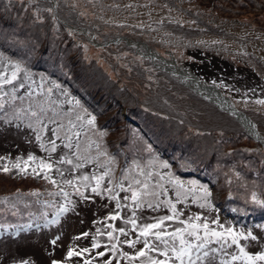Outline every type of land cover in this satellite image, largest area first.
Wrapping results in <instances>:
<instances>
[{"label": "rangeland", "instance_id": "1", "mask_svg": "<svg viewBox=\"0 0 264 264\" xmlns=\"http://www.w3.org/2000/svg\"><path fill=\"white\" fill-rule=\"evenodd\" d=\"M5 1L10 2L9 4L3 3L0 5V9L4 11L0 13V19L6 27H16V31L5 30L3 32L4 39L0 36L1 42L5 40L10 45H15L17 42L24 48L32 50L24 51L20 49L21 51H14V56H11V58L13 57L12 60L17 63V66L20 65V69L22 67L31 70L44 68V71H38L56 77L62 83L67 82V85L72 82L75 84V88H81L85 91L86 86H83L79 81L74 82L71 77H66V75L72 72V64L76 70L80 68L85 70L86 66L94 64L99 71L91 66L92 68L88 70L92 76L98 79H101L102 74L107 77H119V83L124 87L122 83V81H125L123 80L124 75L131 84L134 79H137L132 72L128 71V66L124 62L130 58V55H134L131 59L135 67L131 68H137V63H140L138 59H143L146 65L151 64L157 70L175 77L189 89L190 87L182 78L159 69L146 50L141 46H137L146 43L160 55L171 61L176 60L175 62L178 65L191 70L202 82L215 86L237 108L251 116L253 115L252 117L257 123H259L258 115L264 112V104L257 102L264 100V8H261V6L264 7V0H212V2L211 0H61V6L71 8L79 19L80 26L77 28L67 27L66 23L62 21L61 15L57 14V3L54 0H31L29 4H26L29 0ZM172 1L175 2L176 6L171 4ZM11 19L12 22H10ZM178 24H181L187 31L177 32L174 31L175 29H170ZM194 28L199 29L202 34H193L191 29ZM0 53L4 54L1 51ZM120 54H126L123 60L119 57ZM6 56H10V54ZM146 65L142 66L146 67ZM21 71H19L17 78ZM98 84L103 86L104 83L98 82ZM140 84H142L141 81ZM68 86L66 87L71 89ZM49 88L52 89L54 94L56 92L60 93V89H57L54 84H45L43 91H40L39 94L28 93L27 90L25 91L26 94L21 93L23 99L19 98L20 101L17 102V105L21 108L16 112L17 114L26 112L25 118L31 122H36V117H33L31 113L44 109L45 116L42 118L41 123L47 125L44 130L45 139L47 143L55 139L58 146L56 152L51 153V160L54 158L60 160L61 157H64L72 159L73 164L79 163L73 140L74 147L72 149L64 146L68 141L63 138V132L68 131L69 121L76 125L74 130L81 129L84 121L82 117L86 118L90 113L85 111L82 104H76L77 110L72 112H69L63 106L53 105L52 98L46 94ZM134 92L137 93L132 89V99H134L132 96ZM193 92L206 99L198 92L194 90ZM144 93L139 94L137 97L142 96ZM179 97H176V101H179ZM13 100L16 101V98H13ZM85 102L90 105L88 100ZM53 110L55 111L53 112ZM136 115L142 116L140 114ZM49 116H54L56 123H50L47 118ZM78 116L81 117L80 120H77ZM95 122L97 125L98 122ZM138 122L141 125L147 122L149 126L140 129L135 128L127 132L123 131L119 136L112 135L116 141L123 142L126 146L130 144L135 148L130 157L134 165L137 163L139 165L131 173L121 175L124 178L130 177V182L129 179H119V182L124 185L131 184L133 188L155 192L163 196L165 194L163 188L166 185L175 186L169 180L164 179V176L167 175V173L164 175V172L169 171V169L162 166L164 162L155 155V150L146 148L149 144L146 141V135L152 136L158 142L164 139L165 131L163 128H166L167 125L164 126L161 121L160 123H153L151 120L141 121L139 118ZM19 123L21 122H12L11 127L6 130L1 128L0 158L2 154L10 152H15V162L28 157L30 153L34 157L42 158L43 156L38 152L42 139L37 141L35 132L26 126L19 125ZM59 124L64 125V129L61 137L57 139L52 130ZM117 124H119L117 128L122 130L125 126V119L121 118ZM143 129L147 132L153 129V133L146 134ZM90 130L92 135L97 133V128L94 130L89 128ZM179 130L180 127H177L176 131ZM244 135L245 132L242 130L238 134L240 137H244ZM92 138L91 135L85 132L80 133L78 137L80 153L89 157V161L84 162L82 168L73 172L72 165L67 163L60 164L59 167L63 173L75 174L76 177H78V174L89 176L90 182L87 189L82 186L83 182L78 180L80 190L84 192L88 200L80 198L73 209L64 214L59 224L49 230L28 234L16 233L17 236L13 238L0 236V264H19L20 261L26 259L34 262V264H50L53 259L60 260L62 264H82L83 259L89 257L68 258L66 255L67 250L70 247L77 249L88 247L92 240L89 241V236L81 239H76V237L89 229H94L99 224L103 227V229L99 228L103 230L99 233L101 245L110 246L106 236V232L110 230L107 225L111 224L115 229L127 227L126 223H121L122 220L106 219L108 215H113L116 212L115 203L112 200L108 202V197L102 198L106 203V207L101 210V201L96 199L103 194L97 195L90 192V187L95 186V181L91 180V177L93 174H102L98 167L101 165L100 163H104L108 159L107 152L103 150L101 152V148L96 147L93 150ZM231 142L238 143L237 141ZM144 148L145 152L142 151ZM228 148L229 150L234 149L232 145H229ZM239 149L246 152H240ZM124 151L128 152L127 149ZM102 153L106 155H102ZM232 153L245 159L242 167L247 169L254 166L253 159L255 157H262L256 146L244 140L240 142V146L235 147ZM245 153H249V155ZM94 155L98 156V160ZM45 157L49 159V154L47 153ZM33 162L38 163V160ZM84 164L94 166L95 172L86 170ZM110 166L116 167L115 165ZM222 167L225 169L223 164ZM157 171L161 176L156 173ZM219 178L224 180V175ZM234 179L239 183L241 182L240 177H234ZM136 180H140L142 183L136 185ZM246 181L248 182V179ZM113 183H118V180L116 181V178H114ZM143 183L149 185L147 190H143ZM195 183L190 186L193 192L199 187ZM253 184L257 188L264 187L258 182H253ZM103 187H111L106 177L102 183ZM127 192H120V196L126 195ZM180 192L182 196L185 194L184 191ZM129 193L131 196V192ZM142 197L147 198L144 195ZM201 204L203 203L199 200L192 199L190 202L191 207L188 209L201 216L203 222H208L212 218L210 216L206 217L208 211L201 209ZM163 206L167 205L163 203ZM144 209L148 210L146 207ZM126 213L128 211L120 212L121 215ZM178 213L180 214V210ZM165 215H168V213L165 212L164 208L163 210L155 209V211L151 210L149 214H144V216H148L147 218L140 217V221L142 224L153 223L156 218ZM214 215L216 216L214 219L219 220L220 224L225 227L232 226L236 230L251 229L255 235H264V224L259 225L260 227H245L243 225L238 227L222 211ZM134 231L138 234L139 230ZM127 232L129 239L135 238L132 230L128 229ZM57 235L61 237L58 244L56 246L50 245L49 241ZM114 236L121 238L122 235L115 231ZM123 240L121 239V241ZM241 242L249 244V248L246 250L253 253L264 250V241L260 243ZM213 246L217 245L214 244ZM141 247L142 244H138L135 249L130 251L129 245L123 243L122 248L118 247L120 251L113 253L115 257L114 264H127L128 261L120 253L130 251L129 254L134 255ZM227 251L233 253L238 252V249L233 246ZM215 256L216 259L213 264H220L222 253H216ZM223 258L230 259V256H224ZM140 262L137 258L133 264H140ZM94 264H103V262L96 258ZM203 264H207V262L205 261ZM234 264L243 263L235 261Z\"/></svg>", "mask_w": 264, "mask_h": 264}, {"label": "trees", "instance_id": "2", "mask_svg": "<svg viewBox=\"0 0 264 264\" xmlns=\"http://www.w3.org/2000/svg\"><path fill=\"white\" fill-rule=\"evenodd\" d=\"M54 1L57 3V14L61 15L60 18L66 23L67 27L71 26L77 28L80 26V21L71 8L61 6V0ZM9 2L10 1L6 2L5 0H0V5L3 3L9 4ZM30 2L31 0L27 1L26 4ZM171 4L176 6L174 1H172ZM261 8L264 7L261 6ZM2 12L4 11L0 9V13ZM10 22H12V19ZM16 25L19 27L17 22ZM174 26V28L171 27L170 29H175L174 31L177 32L187 31L181 24ZM5 30H13L15 32L16 27H6L0 19L1 38H3V32ZM191 31L193 34H202L197 28L191 29ZM20 49L32 51L29 48H24L17 42L15 45H10L5 40L1 42L0 39V51L4 53H0V72L5 74V78L10 77L12 71L17 67V63L12 60L13 57L11 58V56H14V51H21ZM7 54H10V56H6ZM125 56L126 54H120L119 57L123 60ZM131 57H134V55H130V58L124 62H126L128 66V71L132 72L137 79H134L131 84L124 75L123 80L125 81H122L124 87L120 85L119 77H107L102 74L101 80L92 76L91 72L88 70L89 68L94 67L99 71L94 64L88 65V67L86 66L85 70L84 68L76 70L72 64V72H69L66 77H71L74 82H81L83 86H86L85 91L81 88H75V84L69 82L68 85L71 89L73 88L71 90L66 87L68 86L67 82H65L66 84L62 83L56 77L38 71H44V68L31 70L22 67V69H20L19 65V69L22 71L17 80H15L12 85H6L3 88V91L9 93V95L2 98L6 103L4 109L0 110V130L1 128L5 130L10 128L12 122H21L19 125L26 127L32 124V127L28 128L37 135L39 126L36 122H31L25 118L26 112L17 114L16 110L19 111L21 108V106L17 105V102L20 101L19 97H23L21 93L26 94V90L28 93L39 94L40 91H43L45 84H54L57 89H60V93L56 92V94H54L53 91H47L46 93L52 98L53 105L63 106L66 110L72 112L73 110H77L76 104H82L85 111L90 113L86 118H84V116L82 117L84 120L82 128L77 130L73 129V131L88 133L93 137V150L99 145L97 148H101V152L102 150L107 152V161L100 163L101 165H99L98 169L103 173L110 168L112 170V180L116 178V181L118 180L119 183V179H129L130 182L131 179L129 176V178H124L121 175L131 173L139 165L138 163L134 165L130 157V154L134 153L135 148L130 144L126 146L125 143L116 141L112 135L119 136L123 131L127 132L135 128L140 129L149 126L147 122L141 125L138 122V118L141 121L151 120L153 123H160L161 121L164 126L167 125L166 128H163L165 131L164 139L157 142L152 136L146 135V141L149 142L146 148L154 149L155 155L162 162L167 163L168 167L166 168H168L169 171L164 172V175L167 173L164 179L169 180L170 183L175 186L171 187L170 185H166L165 188H167L168 191L165 192L163 196L161 194L156 197V200H159L162 206L158 210H163L164 208L168 215L171 214L169 206H163V201L166 200H171L172 203H175L176 207H178L177 211L179 212L180 210V217L178 220L166 222V224L171 225L169 231L178 227H186V225L180 223V221L187 220L189 217H194L196 215L194 211L188 209L191 207L190 202L192 199L199 200L201 203L205 204L201 209H205L211 213L206 212V217L210 216L212 218L208 221L210 227H217L212 221L216 217L214 214H217L219 211H222L224 215L230 217L238 227L242 225L247 227L264 224V206H261L253 200V196H255L257 200H264V187L257 188L255 187L256 185L253 184V182H258L264 186V146L257 142L252 135H249L244 126L234 116L222 111L213 102L198 96L193 90L191 91L190 88L188 89V87L180 83L175 77L157 70L151 64L146 65L143 59L138 60L142 65H146V67L137 63L138 69L131 68L135 67ZM140 81L142 84H140ZM21 82L25 85L24 88L19 87ZM98 82L104 83L103 86L102 84H98ZM13 86L16 87V92L14 94L16 101L12 98ZM132 89L137 92H134V95H132L134 99L131 97ZM142 93H144L142 96L137 97ZM178 96H180L179 101H176V97ZM86 100H88L90 105H87L85 102ZM77 101H79V103H77ZM136 114L142 116L140 117ZM246 114L252 119L259 134L264 138V112L258 115L259 123L253 119V115ZM91 116L96 117L95 121L98 122L97 125L96 122L93 125L87 124V120L90 119ZM121 118L125 119V126L122 130H119L117 128L119 124L117 123ZM177 127H180L179 131H176ZM89 128L93 130L97 128V133L92 135V131H89ZM241 130L245 132L244 137L238 136ZM143 131H145V129H143ZM145 132L146 134L153 133V129H151L150 132ZM101 133H103V135H101ZM41 137L42 140L40 144L44 143L47 147L49 143H47L45 139L46 135L44 131L41 133ZM243 140L256 146L262 155V157H255L253 159L254 166L251 168L249 167L250 169L242 167L245 159L240 157V155L231 154L236 146H240V142ZM231 141H237L238 143L234 144ZM73 142L76 145L79 143V139L73 137ZM150 143H152L153 146ZM229 145H232L234 149L229 150ZM122 147L127 149L128 152H125V149ZM239 150L240 152H246L242 149ZM142 151L145 152V148L142 149ZM38 152L43 156L42 159L48 160L47 157H45L47 152L40 147ZM245 154L249 155V153ZM94 156L98 160V156ZM113 159L114 163L112 162ZM15 161V152L2 154L0 158V236L3 238L16 237V233L19 232L28 234L49 230L57 226L65 214L59 217L58 223H50V221L55 218L58 209L61 206H67L70 209L69 211H71L81 198L75 194L73 185L64 183L66 180H73L74 184L79 186V181L75 179V174L71 175L69 173H64L63 176L59 175L55 169L59 168L60 164H55L53 170L49 173V175L56 180V184H52L49 180L43 178V173H41L40 176L32 174L31 169L37 167V162L28 161V157L18 162ZM53 161L59 160L54 158ZM17 164L20 165V168H24L25 164H27V173L21 172L15 166ZM222 164L225 169L222 167ZM110 165H115L116 167ZM4 166L10 169L8 173L2 170ZM84 168L91 172H95L94 166L84 164ZM37 170L39 171V169ZM156 173L160 175L158 171ZM89 174L91 173L89 172ZM221 175H224V180L219 178ZM78 177L81 176L78 174ZM234 177H240L241 182L239 183L236 181ZM106 178L109 180V177ZM176 178H179L183 183L182 188L178 189L176 185L172 183ZM246 179H248L249 183ZM191 182H197L195 184L199 185L194 192L190 188V186L193 185ZM114 184L115 183H112L111 187H114ZM128 186V184L124 185L125 189H127ZM60 189L69 193L67 199L59 194ZM178 190L185 192L183 196H180L179 203H177L176 197V191ZM205 190L209 193L207 202L205 201ZM121 196L119 193L120 204L122 206L125 204L127 205V207H123L121 211H128V213L125 215L120 214V218L118 219L120 221L122 220L121 223H125V221L131 217L134 205L130 199L131 196L129 191L126 195L123 194ZM125 196L129 197V199L125 200ZM107 197H109V194L104 192L102 196H98L96 199L101 201V210L106 207V203L102 198ZM141 199L146 203L153 198L152 196H147L146 199L144 197ZM109 200L108 198V202ZM113 202L116 204V201ZM151 210L155 211V209L137 210L138 225H142L140 217L147 218L148 216H144V214H149ZM111 215L112 214L108 215V217ZM194 222L203 223V220L201 219L200 221ZM127 227H125L126 231L131 229V225L127 224ZM99 228L103 229V227L98 224L94 229L87 230L90 237L89 241L92 240L93 236H96L98 238L97 240L101 243L99 233L103 232V230ZM97 230H99V233ZM121 239H125V237L123 235L121 238L119 237V248L123 247ZM90 246L91 243L88 247ZM132 249L131 247L129 248L130 251ZM130 251L127 253L129 254ZM97 258L100 262L104 261V258ZM137 258L140 262L141 258ZM157 258L163 259V256H158ZM239 263L244 264L243 261H239Z\"/></svg>", "mask_w": 264, "mask_h": 264}, {"label": "snow or ice", "instance_id": "3", "mask_svg": "<svg viewBox=\"0 0 264 264\" xmlns=\"http://www.w3.org/2000/svg\"><path fill=\"white\" fill-rule=\"evenodd\" d=\"M50 11V10H49ZM20 69L19 66L12 71L11 76L5 78V74L0 72V110L4 109L5 101L2 99L4 96H8L9 93L4 92L3 88L6 85H12L13 81L17 80V76ZM20 88H24L25 85L21 82L19 84ZM51 92L52 89L49 88L47 90ZM16 87H12V98L15 97ZM23 99V97H19ZM258 103L264 104V100L257 101ZM79 103V101H77ZM55 110H53L54 112ZM31 115L36 117V124L39 126L37 129L36 140H41V133L46 129L47 125H42V118L45 116L44 109H40L39 112H32ZM50 123H56L54 116L47 117ZM81 117H77V120H80ZM96 117L91 116L90 119L87 120L88 125H93L95 123ZM29 128L32 127V124L28 125ZM76 125L72 123V121L68 122V131L63 132L64 125L59 124L56 128H54L53 134L59 139L63 132V138L68 142L64 145L65 147L72 149L73 145V137H79V132H74ZM71 133V135H69ZM103 135V133H101ZM40 148L49 154V159L46 161L42 158L34 157L31 153L28 155V161L38 160L37 167H33L31 172L33 175L40 176L43 173V178L49 180L52 184H56V180L53 179L49 173L53 170L55 164H64L67 163L72 165L73 172L76 169H80L83 167L84 162L89 161V157L87 155H82L80 153L79 144L75 145L76 148V157L80 161L79 163L73 164L72 159H66L61 157L59 161L51 160V153L56 152L57 144L56 140L53 139L49 142L46 147L44 143H41ZM99 147V145H97ZM102 155H106L102 153ZM114 163V159L112 160ZM163 167H168L167 163L162 165ZM16 167L21 171L27 173V164H25L24 168H20V165L17 164ZM39 169V171L37 170ZM5 173H8L10 169L7 166H4L2 169ZM59 175L63 176L64 173L59 168L55 169ZM112 170L109 168L104 171L101 175H95L91 177V180L95 181V186L90 187V192L101 195L104 192L109 194V199L116 201L115 214L110 217H106V219L117 220L120 218V212L123 207H127V205H121L119 202V193L123 191L131 192V201L133 202V209L131 217L125 221L126 224L131 225V229L133 230V234L135 235L134 239L128 238V232L125 228L115 229L113 225H107V228L110 229L106 232V236L110 242L109 245H101V243L97 240L96 236L92 237V243L90 247L83 248H75L70 247L67 250L68 258H79V257H89L83 260V264H94L97 257L104 258L103 264H114L115 257L112 255L114 252H119L118 241L119 237L114 236V232L118 231L119 234L123 235L125 239L122 243L129 245V247L135 249L138 244H142V247L135 252L134 255H129L127 252L120 253L124 259L128 261V264H133V262L137 259V257L141 258L140 264H203V262H207V264H213V261L216 259V253H222L220 264H234L235 261H243L244 264H264V250L256 251L253 253L252 251H248L246 249L249 248V244H244L241 241H251L260 243L264 241V235H255L251 229H239L236 230L232 226L225 227L220 224L219 220H213L212 223L217 227H210L207 221L203 223H196L194 221H200L202 218L199 215H195L194 217H189L187 220H182L180 223L186 225V227H178L174 230L169 231L171 228L170 224H166V222L176 221L179 219V213L177 211V207L175 203H172L171 200L163 201L164 204L168 205L171 209L170 215H165L159 218H156L155 222L138 225L137 220V210L144 209L145 207L148 209H159L161 207V202L156 200V197L159 195L155 192H147L142 191L130 184L127 189H125L124 184L122 182L116 183L114 187H103L102 183L105 177H109L108 184L112 185L113 180L111 178ZM75 179L82 181V186L84 188L89 187L90 178L88 175H83L81 177H76ZM64 183L68 185H73L75 194L78 197L83 199H88L87 196L84 195V192L80 190V186L74 184L73 180H66ZM142 182L140 180H136L135 184L140 185ZM176 187L182 188L183 183L176 178L172 181ZM149 185L147 183H143V190H147ZM163 188V186L161 185ZM164 192H167V188H163ZM60 195L64 196L66 199L69 197V193L65 192L63 189H60ZM152 196V200H149L145 203L144 200L141 199V196ZM209 193L205 190V201L207 202V196ZM181 196V192L176 191L177 203H179V198ZM125 200H128L129 197L125 196ZM253 200L264 206V200H257L255 196H253ZM155 201V202H153ZM204 207V204L200 205ZM70 209L67 206H61L56 212L55 218L50 221V223H58L59 217L64 213L68 212ZM235 211V210H234ZM260 227V226H258ZM138 229V234L135 233L134 230ZM220 229V230H217ZM202 230V232H201ZM99 233V230H97ZM104 235V234H101ZM89 233L83 232L80 236L76 237V239L87 238ZM61 237L59 235L55 236L52 240L49 241V244L52 246H56L60 241ZM178 242V243H177ZM217 246H213V245ZM236 246L238 252L229 253L227 249ZM102 249V250H101ZM94 252V255H92ZM158 256H163V259L157 258ZM224 256H230V259H224ZM19 264H34V262L26 259L20 261ZM50 264H62L60 260H51Z\"/></svg>", "mask_w": 264, "mask_h": 264}, {"label": "bare ground", "instance_id": "4", "mask_svg": "<svg viewBox=\"0 0 264 264\" xmlns=\"http://www.w3.org/2000/svg\"><path fill=\"white\" fill-rule=\"evenodd\" d=\"M137 46H141L142 48H144L146 50V52L148 50V55L154 61L155 66H157L159 69L166 71V72H169L172 75L174 74L176 77L182 78V80L184 82H186L191 89L198 92L201 96L206 97L207 99L211 100L212 102L217 104L219 107L225 109L227 111V113L229 112L230 114H234L236 116L237 120L244 126V128L246 130H250L251 132L253 131V128L251 127V123L244 116H241L240 114L237 113V111L234 109L233 104L230 103L228 99H226V96L223 97L214 88L208 87L204 83L197 80V78L194 75H192V73L190 71H188L185 68H182L180 65H178L177 62H175L176 60L171 61V60L165 58V56L160 55L159 53H157V51L150 49V47H148L147 45H137ZM252 126H254V129H256L255 124ZM256 137L258 140H261L264 143V138L259 134V132L256 135ZM3 228H4V226H3Z\"/></svg>", "mask_w": 264, "mask_h": 264}, {"label": "water", "instance_id": "5", "mask_svg": "<svg viewBox=\"0 0 264 264\" xmlns=\"http://www.w3.org/2000/svg\"><path fill=\"white\" fill-rule=\"evenodd\" d=\"M142 45H144V44H142ZM147 53H148V50H147ZM197 78V77H196ZM197 80H199L198 78H197ZM200 82H202L201 80H199ZM202 83H204V82H202ZM205 85H207L206 83H204ZM208 87H211V88H214L218 93H220L223 97H224V95L215 87V86H210V85H207ZM226 99H228L227 97H226ZM229 100V99H228ZM229 102H230V100H229ZM231 103V102H230ZM234 109L237 111V113L238 114H240L241 116H244L250 123H251V127L253 128V131L251 132L250 130H248V132H249V134H251L253 137H254V139L255 140H257V141H259L262 145H264V143L261 141V140H258L257 139V137H256V135L258 134V131L256 130V129H254V126H252V125H254L253 124V122L251 121V119L245 114V113H243V112H240L239 110H237L236 109V107L234 106ZM222 110L223 111H225V112H227L225 109H223L222 108ZM229 113V112H228ZM233 116H235L234 114H232ZM236 117V116H235ZM237 119V118H236Z\"/></svg>", "mask_w": 264, "mask_h": 264}]
</instances>
